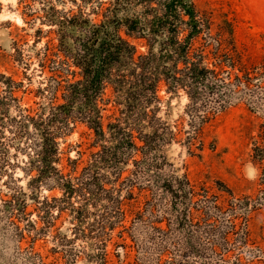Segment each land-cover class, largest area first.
<instances>
[{
    "label": "rangeland",
    "instance_id": "1",
    "mask_svg": "<svg viewBox=\"0 0 264 264\" xmlns=\"http://www.w3.org/2000/svg\"><path fill=\"white\" fill-rule=\"evenodd\" d=\"M104 1L0 0V140L5 143L0 150V264H237L239 253L242 264L253 257L264 264L263 255L249 251H264V0H191L213 34L223 29L220 53H241L243 67L232 71L233 85L225 93L231 102L211 115L200 133L186 94L166 93L161 85L157 110L149 114L153 118L132 129L150 133V123L155 129L158 120L175 134L173 141L116 163L106 117L122 107L100 102L106 135L98 138L87 125L88 113L73 104L70 114L54 124L59 152L54 167L72 190L54 176L35 181L39 134L31 121L20 127L17 120L22 109L47 119L51 106L65 104L66 81H73L64 72L56 91L50 70L69 58L64 47L72 45L77 31L68 26L62 34L50 21L81 9L97 22L101 18L88 6ZM131 42L139 53L146 51L142 41ZM69 66L80 79V69ZM104 92V100L111 97L110 89ZM101 150L106 152L102 163ZM246 171L256 178L247 179ZM170 177L187 179L193 190L189 201H175L165 191L162 183ZM21 198L24 214L16 210ZM213 202L233 210L220 215L204 207Z\"/></svg>",
    "mask_w": 264,
    "mask_h": 264
},
{
    "label": "trees",
    "instance_id": "2",
    "mask_svg": "<svg viewBox=\"0 0 264 264\" xmlns=\"http://www.w3.org/2000/svg\"><path fill=\"white\" fill-rule=\"evenodd\" d=\"M88 7H91V14L101 18L99 21L86 18L87 13L81 9L71 17L53 18L50 21L58 23L62 34L68 26L77 31L72 45L64 47L69 58L65 56L64 60L54 62L50 70V79L54 81L56 91L64 82L63 79L59 80L63 77L61 74L66 72L72 76L73 81H66L67 85L64 87L65 104L51 106L47 119H36L29 116L27 109H22L17 120L20 127L24 120L31 121L34 131L37 130L39 134V150L36 153L38 178L35 181L44 179L45 176H54L63 182L65 189L70 190V182L65 181V177L54 167L59 160L55 141L58 128L54 124L70 114L73 104H78L80 111L88 113L87 125L98 138L106 135L102 115L104 109L99 106L100 102L122 107L118 109V115L112 113L106 117L109 121L106 130L115 143L113 152H110L112 156H116L113 160L116 163L124 162L137 153L143 157L155 152L159 144L171 142L175 137L168 126L158 120L155 121V129L152 122L151 127L146 125L151 128L150 133H143L139 128L135 131L132 129L145 122V119L153 118L149 114L157 110V93L161 85L166 93L176 94L182 91L186 94L188 109H191L189 113L198 120L197 133H200L210 116L225 109L231 102L225 93L233 85L232 71L240 72L243 68L241 53H220L225 40L223 29L213 34L209 20L200 15L191 0H107L90 3ZM132 40L142 41L146 51L139 53ZM68 59L71 63H68ZM69 64L80 69V79H75V73L69 70ZM235 77L234 80L241 82L238 76ZM106 89L111 90L112 99H103ZM23 112L27 114L24 115ZM133 131L137 133L136 136ZM22 134L27 136L25 132ZM136 140L141 145L138 146ZM3 145L4 140H0V150L4 149ZM105 153L103 150L98 153L99 162L105 161ZM160 162L165 161L162 159ZM133 163L137 164L139 161L134 160ZM261 182L264 183V178ZM162 187L175 201H189V197L193 196V190L185 178L170 177L162 183ZM203 198L208 200L207 194ZM9 204L10 209L13 207L14 210V202ZM16 207L17 211L24 214L26 202L21 198V201L16 202ZM204 207L220 215H227L233 210L230 207L224 211L215 202ZM121 215L124 217L123 212ZM226 223L233 231V221L228 219ZM226 235L224 233V241ZM243 237V241L248 240L247 231L243 233ZM249 251L258 252L264 257V251L260 248H251ZM211 252L216 254L214 249ZM239 254L236 256V263L242 264ZM221 258L222 256L220 261H224ZM254 258L248 264L260 263Z\"/></svg>",
    "mask_w": 264,
    "mask_h": 264
},
{
    "label": "clouds",
    "instance_id": "3",
    "mask_svg": "<svg viewBox=\"0 0 264 264\" xmlns=\"http://www.w3.org/2000/svg\"><path fill=\"white\" fill-rule=\"evenodd\" d=\"M246 178L249 180H254L256 178L255 174L251 171H246Z\"/></svg>",
    "mask_w": 264,
    "mask_h": 264
}]
</instances>
